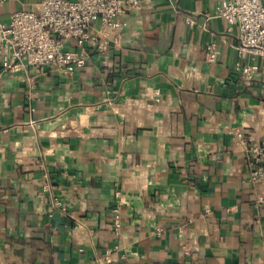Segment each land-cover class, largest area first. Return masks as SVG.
<instances>
[{
    "label": "crops",
    "instance_id": "obj_1",
    "mask_svg": "<svg viewBox=\"0 0 264 264\" xmlns=\"http://www.w3.org/2000/svg\"><path fill=\"white\" fill-rule=\"evenodd\" d=\"M141 1L74 75L0 79V264H264V180L233 134L264 140V56L246 85L220 0ZM42 2L0 0V24Z\"/></svg>",
    "mask_w": 264,
    "mask_h": 264
},
{
    "label": "built area",
    "instance_id": "obj_2",
    "mask_svg": "<svg viewBox=\"0 0 264 264\" xmlns=\"http://www.w3.org/2000/svg\"><path fill=\"white\" fill-rule=\"evenodd\" d=\"M141 6V0H43L39 12L11 14L7 23L0 24V79L28 70L39 76L46 69L65 77L74 75L86 65L87 45L100 55L107 52L126 27L125 17ZM211 18L222 19L227 33L236 32L234 70L250 85L258 66L244 61L264 56V0H220L207 17ZM185 20L194 26L191 18ZM94 26L99 28L98 36L91 35ZM215 59L214 48L209 46L207 62L214 63ZM233 134L252 167L250 181L264 180V140L242 130ZM54 204L62 206L57 200ZM112 212L114 231L119 233L121 216L118 209Z\"/></svg>",
    "mask_w": 264,
    "mask_h": 264
}]
</instances>
